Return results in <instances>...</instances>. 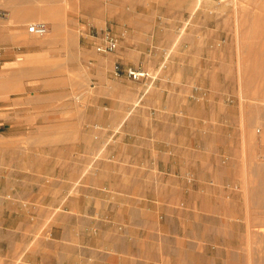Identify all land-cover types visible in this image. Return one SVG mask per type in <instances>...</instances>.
Masks as SVG:
<instances>
[{
	"label": "rangeland",
	"instance_id": "374dc122",
	"mask_svg": "<svg viewBox=\"0 0 264 264\" xmlns=\"http://www.w3.org/2000/svg\"><path fill=\"white\" fill-rule=\"evenodd\" d=\"M21 1L0 0L4 62L15 51L14 67H0V94L18 90L17 104L0 102V264H28L25 240L14 242L18 223H38L25 196L50 216L86 176L145 200L144 227L132 231L144 264H264V0ZM32 22L49 32L26 35L25 47L18 27ZM148 25L163 31L152 44ZM106 30L125 38L116 55L96 51ZM117 61L159 83L115 77ZM255 97L261 111L251 120ZM105 122L142 136L119 144L112 164L95 155ZM128 166L141 188L120 186ZM23 178L51 181L32 193Z\"/></svg>",
	"mask_w": 264,
	"mask_h": 264
},
{
	"label": "crops",
	"instance_id": "0c3cea01",
	"mask_svg": "<svg viewBox=\"0 0 264 264\" xmlns=\"http://www.w3.org/2000/svg\"><path fill=\"white\" fill-rule=\"evenodd\" d=\"M12 6L15 7V5ZM17 7L34 8L35 6L16 5V8ZM35 8H38L40 12L44 10L42 9L44 7L38 6ZM6 12L9 13L12 11L9 9L6 10ZM168 20L169 19L161 18L158 27L160 29H165L169 25ZM18 31L19 40H17V42L27 47L25 38L26 35L29 34L27 26L20 25ZM129 31L130 26L126 28L124 37L128 35ZM160 32L156 33V29L152 27V25H148L143 28L142 35L147 37L148 40L146 43L152 44L155 41V36ZM7 36L10 37L9 33ZM118 37L121 46V41L124 37L122 35ZM182 42L183 41L179 42L180 47L184 50H188L190 47L189 43H186V41ZM10 43L12 42L10 41ZM119 50L120 47L116 52L110 55H116ZM28 53L25 55H28ZM14 57L15 51L7 54L3 64L5 65L7 62L6 69H12V67H14ZM116 63H120L124 67L121 62L117 61ZM164 76L170 77L169 75ZM123 78L127 79L126 77ZM156 79L157 77L152 81L153 84L158 82ZM14 91L18 92V90L9 91L8 89L2 91L0 94V98H2L0 102L3 104H17L18 102L12 97V92L15 93ZM154 110L155 113L151 112L152 115L157 114V110ZM100 124L104 126L103 129L105 131L95 135L98 142L95 155L97 154L96 158L101 157V160L107 161V163L112 164L116 162L118 153L117 147L119 144L133 139L140 140L142 138L139 130L136 128H128V124L125 122H105ZM117 125H122L123 128H121L117 138L114 139L117 142L108 146L109 142L113 141V133L109 131H116ZM114 126H116L115 129ZM103 146L106 148L100 151V148ZM155 162V160L150 161L151 167H153V164L155 165ZM138 166L142 167L143 163L142 165L138 163ZM130 168L132 167H126L123 175L118 177L121 183L120 186L129 189L141 188L142 179L131 176ZM130 177L132 181L127 185L126 181ZM20 181H23V188H27L30 191L32 190L31 192L33 193L35 189L49 186L51 180L50 178H46L39 182H30L28 178H23ZM90 184L92 183L89 182V176H86L82 182H77L75 186L72 187V190L75 188L79 190L78 196L73 197L71 196L72 194L68 196H59L54 201L57 207L54 213L45 217H41L39 214L37 216L39 203L31 198L34 194L25 196V200L30 204L32 203L34 206L33 211L27 216L30 219H35L36 222L38 220V223L32 222L28 226L24 225L21 229L18 223L16 228L17 232L14 235L16 238L14 242L15 244L18 243L17 240H19V238L25 240L27 246L24 248L23 254H27V257L24 258L28 264H144L141 261L142 255L146 254V251H143L140 247L135 249L139 244L138 240L134 238L137 236L134 232L136 230L141 232V229L144 227L141 223L143 220L142 206L145 201L143 197L137 195V192H119L114 189L110 183L103 184L99 187ZM27 194L31 193L29 192ZM131 205L133 206V212L132 208H129ZM127 209L130 210L127 211ZM59 211L61 212L58 213ZM45 219L48 221L46 220L44 222L43 220ZM164 219V216L159 217V220ZM41 221H43V223ZM26 226L28 229H26ZM27 230L30 231L28 234L26 233ZM37 237L40 238L36 240L35 238ZM8 243L10 245L11 241L8 240L7 244Z\"/></svg>",
	"mask_w": 264,
	"mask_h": 264
},
{
	"label": "built area",
	"instance_id": "2783aa9c",
	"mask_svg": "<svg viewBox=\"0 0 264 264\" xmlns=\"http://www.w3.org/2000/svg\"><path fill=\"white\" fill-rule=\"evenodd\" d=\"M7 14L4 11H0V18L6 17ZM28 33L38 37H44L49 32V27L44 22H32L27 26ZM119 49V39L113 35L110 31L106 30L101 37L100 43L96 47V51L100 54H112ZM3 53L0 51V67L3 66ZM114 75L117 78L126 77L132 82H144L149 80H155V77L144 68L141 67H126L121 64H116L114 67ZM1 126V123H0ZM260 132V130H258Z\"/></svg>",
	"mask_w": 264,
	"mask_h": 264
},
{
	"label": "bare ground",
	"instance_id": "6f19581e",
	"mask_svg": "<svg viewBox=\"0 0 264 264\" xmlns=\"http://www.w3.org/2000/svg\"><path fill=\"white\" fill-rule=\"evenodd\" d=\"M22 3H25V2H27L26 0H22L21 1ZM8 3H10V2H8ZM15 2L13 1V3L11 2V4H14ZM18 3V2H17ZM15 5H17V4H15ZM7 6H10V4L9 5H7ZM13 7V6H12ZM16 8V7H15ZM14 7L13 8H11L12 10H14L15 9ZM31 12H33V10H30ZM20 12H22V10H14V12L12 13V15H14V18L15 17H18L19 16V13ZM22 59V58H21ZM253 99V98H252ZM258 98H254V100H255V102L254 103H252L253 105L251 106V110H250V112H251V120H252V118L254 117V116H256L258 113H260V105L257 103L258 101H256ZM251 100V99H250ZM253 100V101H254ZM252 139V138H251ZM261 145L262 146H264V137L262 138V140H261ZM253 146L254 147H258L259 146V143L258 142H256V141H254V143H253Z\"/></svg>",
	"mask_w": 264,
	"mask_h": 264
}]
</instances>
